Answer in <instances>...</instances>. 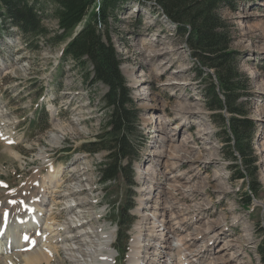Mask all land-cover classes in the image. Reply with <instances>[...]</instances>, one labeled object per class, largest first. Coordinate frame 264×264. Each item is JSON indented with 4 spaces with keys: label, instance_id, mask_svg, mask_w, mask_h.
<instances>
[{
    "label": "rangeland",
    "instance_id": "374dc122",
    "mask_svg": "<svg viewBox=\"0 0 264 264\" xmlns=\"http://www.w3.org/2000/svg\"><path fill=\"white\" fill-rule=\"evenodd\" d=\"M114 14L117 20L111 24L112 42L140 111L142 141L136 143L133 184L118 181L101 185L98 166L105 153L90 155L77 150L82 143L94 139L100 129L104 118L101 97L106 88L83 83L73 68L74 62L60 59L63 45L48 43L34 51L23 44L16 29H0V222L2 209L11 208L9 199L35 197V201L45 186L42 179L47 181L51 171L57 170L59 187L49 190L55 201L49 202L52 205L47 204L45 211L50 209L49 213L56 215L53 229L61 232L53 236L57 250L50 263L39 264H84L79 250L90 251L101 235L112 240L110 252L115 259L111 263L128 264L127 256L139 233L142 255L166 259L159 257V252L165 250L163 240L155 238L156 234L148 236L154 234L152 212L163 199L166 205L188 210L177 218H170L167 212L165 223L158 218V233L168 225L177 229L176 237L180 235L184 241L188 235L202 231L195 236V242H189L188 250L203 253L189 255L187 264H215L212 261L219 263L231 255L230 264H262L256 246L264 236V227L260 230L264 212V0H238L234 7L220 9L230 33L229 51L241 73L237 80L247 92L238 102L244 103L247 116L255 124L252 155L256 161L251 173L260 192L249 205L245 204L247 180L232 179L235 169L230 171L227 151L218 141V117L206 106L209 81L216 83L213 71L207 69L211 78L198 73L199 64L184 43L182 32L165 19L155 4L138 5L129 0L119 5ZM44 24L52 31L57 29L50 14L45 16ZM180 104L184 112L177 110ZM41 108L48 112L50 120L45 132L32 130L29 123ZM225 116L230 117L227 112ZM165 153L176 157L179 154L173 166L164 164L174 160ZM173 178L183 191L170 188L174 190L163 195L161 187ZM128 198L133 223L127 230V251H123L124 239L117 238L110 212L114 203L116 209ZM13 207L10 212L15 211ZM71 219L83 222L82 232L89 231L90 235L81 240L91 245L65 242L73 230L67 228L64 233L62 228ZM8 238L3 241L13 242ZM64 244L77 248L70 251L62 247ZM117 246L122 248L121 253L115 249ZM222 247L225 249L218 251ZM71 252L79 260L71 259ZM5 253L0 254V262L12 257L8 249ZM142 259L138 264H146Z\"/></svg>",
    "mask_w": 264,
    "mask_h": 264
},
{
    "label": "trees",
    "instance_id": "16d2710c",
    "mask_svg": "<svg viewBox=\"0 0 264 264\" xmlns=\"http://www.w3.org/2000/svg\"><path fill=\"white\" fill-rule=\"evenodd\" d=\"M128 1L0 0V29H16L23 44L34 51L42 45H63L60 59L74 62L73 68L80 73L81 81L90 86L102 84L106 88L101 97L104 118L100 129L94 139L82 143L77 149L90 155L105 153L98 166V178L103 186L118 181L133 184L132 164L138 157L136 143L142 141L140 111L122 74V59L110 32L112 22L117 20L114 11ZM135 1L138 5L155 4L165 19L182 32L184 43L199 64L200 75L211 78L207 69L213 71L216 83L215 80L209 81L206 106L218 117L216 125L221 128L218 141L227 151L225 157L230 163V171L232 167L235 169L232 179L247 180L245 204H251V199L260 192L251 173L256 161L252 155L255 124L247 116L244 103L238 102L247 92L237 80L241 73L233 63V53L229 51L230 33L220 14L222 7H234L238 0ZM47 14L55 20L57 29L52 31L44 24ZM225 112L230 117L227 118ZM49 121L48 112L41 108L29 123L32 130L45 132ZM63 151L68 150L64 148ZM114 207L115 203L110 215L117 227V238L124 239L123 251H126L127 230L133 223L129 212L132 202L128 198L124 204ZM261 223L260 230L263 231L264 212ZM115 249L121 253L122 248L117 246ZM256 252L264 264V236L257 243Z\"/></svg>",
    "mask_w": 264,
    "mask_h": 264
},
{
    "label": "bare ground",
    "instance_id": "6f19581e",
    "mask_svg": "<svg viewBox=\"0 0 264 264\" xmlns=\"http://www.w3.org/2000/svg\"><path fill=\"white\" fill-rule=\"evenodd\" d=\"M132 86L135 87L136 85H132ZM177 110L179 112H184L185 108L180 104L177 106ZM160 132H164V131L160 130ZM52 137H55V136L52 135ZM54 139L57 140L56 137ZM169 140H171V139H168V141ZM172 147L175 149L177 146L173 145ZM166 155H168V154H166ZM178 156H179V154L177 155V157H176V155L175 156L174 155H168V157H172V158H174V160H172L168 163H164V164L165 165L169 164V165L173 166L174 163H176V158H178ZM51 172H52L51 177L47 181L45 180V178L42 179V183L45 186L42 189V192L40 191L41 195L38 199H35V201H34L35 197H30V199L29 200L27 199L26 202L24 200H21V202H19V200L24 199V197L23 198H21V197L12 198V199L17 200V202H19V204H18L19 209H18V211L11 214V216L8 218V222L10 221V224H9L8 228L6 229V232L4 234H5V236H9V237L13 238V242H11V243H8L7 241L3 242V240L0 239V252H1L0 254L5 253L6 249H9V253L12 252V257L9 259H6V262H5V260L3 262H0V264H39L42 262L50 263L52 257L54 256V252H56L57 247L55 244L56 241L54 242V240H53V238H54L53 236H55V235L59 236V233L61 231H55L53 229V225L55 223H57L56 215H54L53 213H49L50 212L49 208H48L49 210H47V212L45 211L46 207H48L47 204L49 206H51L52 203H49V202L55 201L54 196L51 194V192H49V190L50 189H56L59 187L56 185L57 184L56 174L58 173V171L53 170ZM151 172L153 173V171H151ZM178 183H179V181H177V179H174V178L169 180L168 182H166V185L164 187H161L162 188V190H161L162 194L164 195V194L168 193V195H169V193L172 190H174V189L169 190L170 188H176V190H182L183 191V187L179 186ZM185 190H188L187 187ZM150 191L151 190H149V192H148L149 194H150ZM178 192H180V191H178ZM185 194H187V193H185ZM168 195H166V196H168ZM148 197H150V196H148ZM148 197H146L145 199H147ZM163 197H162V199H163ZM37 200H39V201L37 202ZM164 200L165 199L161 200V202H158L156 204L157 207L154 208V211L152 212L153 214L151 217L155 221L153 222V224L151 223L152 224L151 232L154 234H148V236L152 237L153 235L156 234L155 238H160L163 240V242L165 243V250L159 252L160 253L159 257L160 258L166 257V259H164V258H163V260L154 259L153 256H150V254L145 253V251H143L145 254L142 255V252H141L142 250L140 251V248H141L140 242L142 240V236H141V233H139V234H137V236H135L133 243H132V246H131V249L129 251V255L127 256L128 257V259H127L128 264H138L140 257H143L142 260L146 264H187L186 262H188L187 260H188L189 255L192 254L193 256H201V253H203L201 250H198L196 252H190L189 251L190 249L188 250L189 242L191 243V241H194L195 236H198L199 234L202 233L201 230H200L201 233L196 232L195 234L188 235L186 237V239L184 238V241H183V239L180 240V235H179V238L176 237V236H178L177 235L178 230L174 229V228H173L174 229L173 230L168 225L163 226V228H161V230L158 233V230H156L158 227V225L156 226V221H158V218H161V223L162 222L165 223V220L167 221V219H166V213L167 212L169 213L170 218H173L174 216H175V218H177V216L183 215V211L185 212V210L186 211L188 210L187 207H185V210H180L179 207H174L173 206L174 204L173 205H166L167 202H166V200L164 202ZM24 203H25V205L26 204L28 205V209L22 208V205H24ZM31 209H33V212L31 211ZM169 217H168V219H169ZM187 218L186 219L184 218V219L187 221ZM19 219H25L23 221V223L25 222V224L21 225L20 226L21 228L31 227L32 225L34 226V228H31V230H30V231H32L34 229L33 235H32V233L27 232V233L31 234V236L34 238V241L36 242V246H34L31 250L24 251L23 247L27 246L30 242L27 241L26 243L21 245L22 244V234L18 233L16 236H13L14 230L19 227V226L16 227V225H15L16 222L18 223ZM38 219H39V221H41V224H39V225L37 224ZM178 219H180V218H178ZM14 220H15V222H14ZM72 220L73 219L66 221L65 223L67 224V226H65L66 224H64V226L62 228V229H64L63 230L64 233H66L67 228H68V230L69 229L73 230L72 234H70L69 236H66L65 242L68 243L70 241H77V242H82L83 246L86 244L91 245L92 243L90 241L84 242L83 240H81V238L83 236H85V238H86V236L90 235L89 231H84V233L82 232V230H84L83 222H76L75 220H73V221ZM5 221H6V219L1 215L0 227L2 226V223H4ZM177 222H179V221H177ZM183 227L181 226V229ZM69 231H71V230H69ZM38 232H41L39 236H37ZM181 237H183V236H181ZM82 239H84V238H82ZM59 240H57V241H59ZM66 244L62 245V247L67 248ZM111 244H112V240L110 239V236L101 235L99 243L96 245L92 244L90 251H85L84 249H80L78 253H80V254H82V256H84V259H83L84 264H86V261L89 259H90V261L87 264H112L115 258L113 256V254L110 252ZM76 248L77 247L73 246V247H70L67 249L72 251V250H76ZM224 249H225V247H222L218 251H221ZM71 253H69L71 255L70 258L75 261L77 257H75L73 253L72 254ZM152 253H156V252H152ZM5 254H8V253H5ZM226 258L223 259L219 263L216 261H212V262L213 263L215 262V264H230L231 260H233L232 255L229 258H227V259ZM77 259L79 260V258H77ZM183 262H185V263H183Z\"/></svg>",
    "mask_w": 264,
    "mask_h": 264
}]
</instances>
